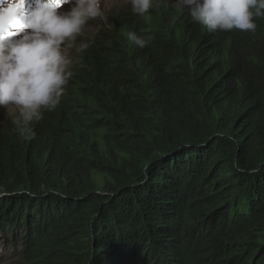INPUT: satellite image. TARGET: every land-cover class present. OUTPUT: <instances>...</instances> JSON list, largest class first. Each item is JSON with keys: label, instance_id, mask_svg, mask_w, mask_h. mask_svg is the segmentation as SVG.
Returning <instances> with one entry per match:
<instances>
[{"label": "trees", "instance_id": "1", "mask_svg": "<svg viewBox=\"0 0 264 264\" xmlns=\"http://www.w3.org/2000/svg\"><path fill=\"white\" fill-rule=\"evenodd\" d=\"M152 2L88 22L35 140L0 111V264H264V18Z\"/></svg>", "mask_w": 264, "mask_h": 264}, {"label": "clouds", "instance_id": "2", "mask_svg": "<svg viewBox=\"0 0 264 264\" xmlns=\"http://www.w3.org/2000/svg\"><path fill=\"white\" fill-rule=\"evenodd\" d=\"M74 5L69 12L61 9ZM132 10L146 21L152 0H131ZM187 8L194 23L210 32L223 30L255 33V17L264 18V0H176ZM101 0H0V109L6 118L12 107L19 109L21 123L12 117L16 131L25 139L35 140L30 122L39 123L41 109L55 110L64 96L69 60L62 47L81 36L90 20L101 18ZM107 23V17H104ZM128 39L144 49L152 36L128 33ZM91 43H82L86 51ZM2 255H0V260Z\"/></svg>", "mask_w": 264, "mask_h": 264}, {"label": "rangeland", "instance_id": "3", "mask_svg": "<svg viewBox=\"0 0 264 264\" xmlns=\"http://www.w3.org/2000/svg\"><path fill=\"white\" fill-rule=\"evenodd\" d=\"M30 3H32V0H29ZM131 5V0H101V12L102 14L110 15L111 11L114 9H119L120 7H129ZM68 7H65L61 9V14L67 12ZM71 45L75 46L73 42H68L62 47L66 50V56L69 60V56L71 55V52L74 51V49L71 48ZM0 111H4V109H0ZM12 112H19V109H16L15 107H12ZM6 250V247L2 244H0V255Z\"/></svg>", "mask_w": 264, "mask_h": 264}]
</instances>
